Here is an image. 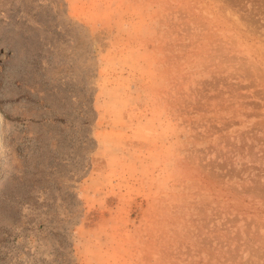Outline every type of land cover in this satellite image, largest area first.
Here are the masks:
<instances>
[{"label":"rangeland","instance_id":"374dc122","mask_svg":"<svg viewBox=\"0 0 264 264\" xmlns=\"http://www.w3.org/2000/svg\"><path fill=\"white\" fill-rule=\"evenodd\" d=\"M0 264H264V0H0Z\"/></svg>","mask_w":264,"mask_h":264}]
</instances>
